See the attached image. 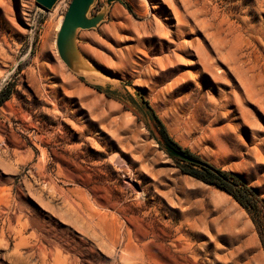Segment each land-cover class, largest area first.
I'll use <instances>...</instances> for the list:
<instances>
[{
	"label": "rangeland",
	"instance_id": "obj_1",
	"mask_svg": "<svg viewBox=\"0 0 264 264\" xmlns=\"http://www.w3.org/2000/svg\"><path fill=\"white\" fill-rule=\"evenodd\" d=\"M70 1L0 0V264H264L250 215L180 171L143 102L264 201V0H93L87 76L56 49Z\"/></svg>",
	"mask_w": 264,
	"mask_h": 264
},
{
	"label": "trees",
	"instance_id": "obj_2",
	"mask_svg": "<svg viewBox=\"0 0 264 264\" xmlns=\"http://www.w3.org/2000/svg\"><path fill=\"white\" fill-rule=\"evenodd\" d=\"M121 4L130 12L126 3ZM10 91L0 90V104L8 97ZM146 108L157 126L164 152L172 158L180 171L206 184L213 185L231 195L250 215L264 248V201L242 178L230 170L217 166L199 154L182 146L167 131L155 110L143 99Z\"/></svg>",
	"mask_w": 264,
	"mask_h": 264
},
{
	"label": "water",
	"instance_id": "obj_3",
	"mask_svg": "<svg viewBox=\"0 0 264 264\" xmlns=\"http://www.w3.org/2000/svg\"><path fill=\"white\" fill-rule=\"evenodd\" d=\"M56 0H36L39 6L49 9ZM93 0H71L56 34V49L61 60L72 67V62L79 58L74 44L77 28L94 27L102 18L101 14L87 17L86 13ZM83 65V64H82Z\"/></svg>",
	"mask_w": 264,
	"mask_h": 264
},
{
	"label": "bare ground",
	"instance_id": "obj_4",
	"mask_svg": "<svg viewBox=\"0 0 264 264\" xmlns=\"http://www.w3.org/2000/svg\"><path fill=\"white\" fill-rule=\"evenodd\" d=\"M122 31V30H121ZM124 44V43H123ZM137 48V47H136ZM135 51L134 48H130L129 46H124L122 48V52L126 55V56H131L132 53ZM72 68L74 70H76L78 73L84 74V75H88L89 72L85 69V66L82 65V61L81 59H78L77 61L72 62Z\"/></svg>",
	"mask_w": 264,
	"mask_h": 264
}]
</instances>
